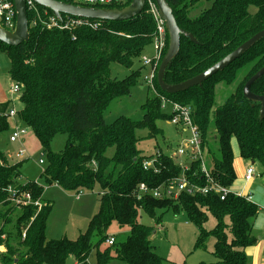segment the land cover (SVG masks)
<instances>
[{
  "label": "trees",
  "instance_id": "16d2710c",
  "mask_svg": "<svg viewBox=\"0 0 264 264\" xmlns=\"http://www.w3.org/2000/svg\"><path fill=\"white\" fill-rule=\"evenodd\" d=\"M166 1L177 25L195 39L180 36L178 53L163 72L166 84L194 77L264 29V0H205L208 6L195 15H191L193 7L201 0ZM129 2L109 8H123ZM36 6L41 16L44 10L51 14L49 9ZM26 16L27 41L19 45L0 42V51L10 63L9 77L20 88L18 99L22 106L16 109L17 119L31 130L46 154V166L41 173L46 184H55L68 192L92 191L97 186L99 198L87 228L75 239L46 240L44 224L50 202L43 201L42 188L37 183L18 181L21 162L10 164L0 150V233L6 235V251L0 254V264H64L68 256L76 264H88L93 249V264H107L111 260L163 264L164 258L151 243V235L156 233L154 226L142 223L139 212H144L155 224H160L165 212L184 213L187 221L196 226V247H203L212 236L216 260L195 264H245L244 250L256 241L252 226L257 206L232 191L222 199L215 190L192 194L181 191L176 198L148 194L138 198L139 183L156 188L183 175L194 185L208 184L199 160L183 170L172 155L161 149L143 154L138 142L162 135L157 121L171 118V114L163 111L161 97H164L190 108L214 183L230 188L235 179L232 139L239 156L264 171V116L259 115L260 102L242 94L246 80L264 64V36L200 85L183 91L163 92L155 74V93L143 102L140 119L120 115L106 122L103 112L113 99L130 94L138 72V69L131 71L118 79L111 76L110 63L130 68L152 43L155 23L146 7L130 19L102 20L96 29L47 28L33 12L27 10ZM167 44L166 35L165 49ZM164 54L162 51L157 68ZM218 84H234V89L222 104L212 108ZM250 91L264 95V74L251 84ZM10 107V101L0 103V111ZM9 127V120L0 117V133ZM141 130L146 131L144 137L137 134ZM57 133L66 135L64 148L52 152L49 144ZM111 147L113 153L108 156L106 152ZM149 159L154 160L158 172L152 167L143 168V161ZM8 186L29 191L33 198L39 197L43 202L38 211L33 206L18 207L12 230L3 229L12 221L10 215L17 208L7 200ZM208 215L215 220L210 229L204 226ZM28 223L22 240V229ZM113 223L126 229L123 241L118 242L115 235L108 234ZM110 236L114 238L111 245L106 242ZM103 243L106 245L101 248Z\"/></svg>",
  "mask_w": 264,
  "mask_h": 264
},
{
  "label": "rangeland",
  "instance_id": "374dc122",
  "mask_svg": "<svg viewBox=\"0 0 264 264\" xmlns=\"http://www.w3.org/2000/svg\"><path fill=\"white\" fill-rule=\"evenodd\" d=\"M208 6L205 0L199 1L194 7L191 15H195L202 8ZM254 9V8H251ZM165 37L169 40L168 32L165 30ZM165 46V44H164ZM168 47V44H167ZM167 47L162 48L161 51L167 50ZM155 54V48L153 43H149L141 52L139 57L135 58L130 68L121 64L112 62L110 63L111 76L118 79L126 77L131 71L138 69L136 74V82L130 88L129 95H123L121 97L113 99L108 107L103 112V118L106 122H111L116 117L123 115L131 119H140L143 115L142 104L147 97L154 94V91L148 87L143 80L149 72V65L143 64V57L150 58ZM10 63L7 56L0 51V91L3 88L10 87L13 82L8 76ZM234 84L223 85L218 84L216 86L215 98L212 108L222 104L229 94L233 91ZM9 90V88L7 89ZM20 93L15 94V103L12 107L16 109L22 106L18 99ZM163 111L170 113L171 109L167 105L163 108ZM157 126L161 129L162 135H155L154 138L140 139L138 142L139 149L143 154H153L156 149H161L163 152L172 154V151L177 147L181 136L185 133H179L177 129L172 125L169 120H158ZM9 130H5L0 133V150L6 155V158L10 164L20 161V177L19 182L33 181L42 188L43 201H49L51 207L47 213L44 224V235L46 240H73L79 233L83 232L87 226L89 220L92 218L97 210L98 205V187L95 186L92 191H86L81 189L79 192H68L62 190L59 186L54 184H46L41 176L42 171L46 166V154L42 151L41 146L33 135L29 128H26V134L20 138L23 140L20 144L17 142L9 141ZM66 135L64 133H57L50 141L49 149L52 152H60L64 148ZM24 149V153L17 156L18 149ZM232 159L236 165L234 186L236 189L243 191L244 185L241 183L239 177L241 175L242 166L244 162L238 154L237 144L234 139L231 142ZM113 153V147L108 148L106 154L111 156ZM176 162L183 161V158L179 155L174 157ZM42 160V163L39 162ZM254 165V164H253ZM257 170L262 168L255 164ZM256 178V175L254 176ZM249 192L252 193V200L257 205V212L264 208V172L262 176L256 178L250 187ZM79 193L80 198L75 199V195ZM19 212V208H15L10 217L12 221L5 224L4 230H12L14 221ZM139 219L142 223L147 225H153L155 229V235H151V243L155 246L156 253L164 258L163 264H180L178 254L181 253L185 257L184 264H195L200 261L213 262L215 257L212 254L214 239L209 236L204 242L203 247L195 246V239L197 234L196 226L187 221L184 213H172L165 212L160 224H155L144 212H139ZM259 223V222H258ZM215 220L211 215H208V220L205 222V228L210 229L214 226ZM261 227V223H259ZM162 229V230H161ZM108 234L115 235L116 241L120 242L125 239L127 234L126 229H120L115 223L111 224L108 228ZM253 235L256 240L258 237L264 239V235L258 228L253 229ZM257 242V241H255ZM256 243L249 245L250 251H246L245 264H264L262 258L256 257L255 248L253 246ZM106 244H102L101 248ZM249 250V249H248ZM95 262V250L93 249L88 257V264ZM64 264H76L72 256H68ZM107 264H125L122 261L111 260Z\"/></svg>",
  "mask_w": 264,
  "mask_h": 264
},
{
  "label": "built area",
  "instance_id": "2783aa9c",
  "mask_svg": "<svg viewBox=\"0 0 264 264\" xmlns=\"http://www.w3.org/2000/svg\"><path fill=\"white\" fill-rule=\"evenodd\" d=\"M62 2L71 3L73 5L85 6V7H95V8H109V6L125 4L129 0H57ZM131 1V0H130ZM130 3V2H129ZM37 4L33 0H25V8L26 11L33 12V15L36 19H39L47 28L56 27L59 29H73L79 26H87L92 29H96L102 24V20L95 19L90 20L83 17H75L72 15H67L62 17L61 14L59 17L51 14H47L44 10L42 16L40 15ZM125 7V6H124ZM144 7H146L147 11L152 16L155 23V31L152 43L155 48V54L146 58L143 57V64L149 65V72L146 76L143 77V80L151 88L154 93L155 89L153 86V79L155 77L157 71V64L160 59L162 48L165 44V23L164 20L160 17L158 8L154 0H144ZM45 17V18H44ZM16 21V11L13 0H0V26L6 29L9 32H12L15 27ZM20 88L18 84L13 83L10 87V92L12 94L19 93ZM162 107L165 108L167 105L170 107L171 118L169 122L174 125V127L179 131V133H185L184 136H181L179 143L174 151H172V157L179 155L183 158V161L179 162V165L183 170L188 168L189 163L192 161L199 160L200 162V170L206 177L208 184L205 186H198L190 183L187 178L183 175L176 177L175 179L167 182V184L151 188L145 185L144 183H139L136 192L137 197H141L143 195H152L153 197H172L176 198L181 191H185L186 193H206L209 190H215L220 194V198L222 199L224 195L230 192V188L223 187L214 183L212 178L210 177L208 166H207V158L206 153L202 147V141L200 137L199 130L193 124L191 119V110L189 107L181 105L179 103L172 102L164 97H161ZM6 117L8 120L12 121V127L10 125V133H9V141L10 142H22L23 140L20 138L22 135L26 134V126L22 125L17 119V113L14 107L7 108L5 111H0V117ZM24 153V149H18L16 155L20 156ZM42 163V160H39ZM152 167L154 172H158V169L154 166V160H144L143 168L148 169ZM256 174V170L252 164H248L245 168L243 179L245 182L251 181ZM9 193L7 200L10 204L15 205L16 207H26L33 206L36 207L38 211L42 205V200L38 198H33L31 193L26 190H16L11 186L6 188ZM234 193V192H233ZM237 196H244L247 201L254 203L252 200L251 194H242L240 192L234 193ZM80 196L79 193L75 195L76 199ZM255 204V203H254ZM264 213V208L260 210ZM29 223L22 229L21 239L23 240L25 237L26 229ZM264 230V225H263ZM6 235L5 233H0V254L6 251L5 245ZM107 244L111 245L114 242V238L110 236L106 240Z\"/></svg>",
  "mask_w": 264,
  "mask_h": 264
},
{
  "label": "water",
  "instance_id": "95a60500",
  "mask_svg": "<svg viewBox=\"0 0 264 264\" xmlns=\"http://www.w3.org/2000/svg\"><path fill=\"white\" fill-rule=\"evenodd\" d=\"M15 11H16V21L15 27L12 32L7 31L0 26V42L7 45H19L23 41H27L29 37L28 33V21L26 16L25 0H13ZM36 4L47 8L51 13L57 17L61 13L72 15L75 17H83L90 20H126L135 17L140 13L144 7V0H131L130 3L123 8H95V7H85L73 5L71 3L57 1V0H33ZM158 8L160 17L164 20L165 28L168 32V47L160 60L156 71V81L159 88L166 93H175L178 91H183L191 86L200 85L205 79L209 78L211 75L220 71L234 59L239 57L244 51L251 47L256 41L264 36V29H261L238 45L235 49L221 58L212 66L208 67L201 73L191 77L185 81L176 84H166L163 82V72L165 70L168 62L178 53L180 45V36L184 35L190 40L195 41L194 37L187 31L181 29L175 20L172 13V9L166 0H154ZM264 74V64L251 75L242 87V94L245 98L259 101L260 118L264 116V95H256L250 91L251 84L260 78Z\"/></svg>",
  "mask_w": 264,
  "mask_h": 264
},
{
  "label": "crops",
  "instance_id": "0c3cea01",
  "mask_svg": "<svg viewBox=\"0 0 264 264\" xmlns=\"http://www.w3.org/2000/svg\"><path fill=\"white\" fill-rule=\"evenodd\" d=\"M2 53H4V52H2ZM5 54V53H4ZM9 76V75H8ZM11 87V86H10ZM10 87L8 86V88H9V90H7L6 88H3V90L2 91H0V103L1 102H6V101H10V105L12 104L13 106H14V103H15V101H16V97H15V94H12L11 92H10ZM9 122H10V125H11V127H12V121L9 119ZM9 131H10V128H9ZM10 133V132H9ZM137 134L139 135V136H142V137H144L145 135H146V131L145 130H141V131H138L137 132ZM23 142V141H22ZM18 144H20V142H17ZM239 154V153H238ZM242 159V161L244 162V164H243V166H242V171H241V175H240V181H242L241 183H243V185H244V189H243V191H241V190H239V189H236V187L234 186V181H233V183L231 184V186H230V190L232 191V192H234V193H237V192H240V193H242L243 195L244 194H251V196H252V193L251 192H249V190H250V187H252V185H253V182H254V180L256 179V178H259L260 179V177L262 176V174H263V172L264 171H261V170H257V167H255L254 165V163H250V162H248V161H246V160H244L243 158H241ZM233 164V168H234V172H235V170H236V165L234 164V162L232 163ZM248 164H254L253 166H254V168H255V170H256V178H253L251 181H249V182H245L244 181V179H243V174H244V171H245V168L247 167V165ZM235 177H236V175H235ZM55 185V184H54ZM79 198H80V196H79ZM78 198V199H79ZM43 199V198H42ZM75 199H76V197H75ZM256 205V204H255ZM257 206V205H256ZM261 223V227H260V225H259V223ZM263 225H264V213H262L261 211H259V213L257 212V214H256V216H255V218H254V220H253V226H252V234H253V229H254V226H255V228H258V230L259 231H261L262 232V234L264 235V230H263ZM162 230V229H161ZM257 242H255L256 244L253 246V248H255V252H256V257L258 258H262V261L264 262V239H262V238H260V237H258V240H256ZM250 248L251 247H249L248 248V246H247V249H246V251L248 252V251H250ZM249 249V250H248ZM178 258H179V261H180V264H182L184 261H185V257H184V255H182L181 253H179L178 254Z\"/></svg>",
  "mask_w": 264,
  "mask_h": 264
}]
</instances>
